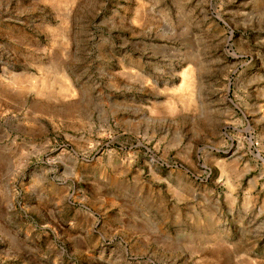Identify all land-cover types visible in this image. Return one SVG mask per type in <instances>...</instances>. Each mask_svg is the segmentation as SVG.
Instances as JSON below:
<instances>
[{
    "label": "rangeland",
    "instance_id": "1",
    "mask_svg": "<svg viewBox=\"0 0 264 264\" xmlns=\"http://www.w3.org/2000/svg\"><path fill=\"white\" fill-rule=\"evenodd\" d=\"M0 264H264V0H0Z\"/></svg>",
    "mask_w": 264,
    "mask_h": 264
}]
</instances>
